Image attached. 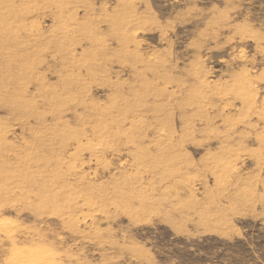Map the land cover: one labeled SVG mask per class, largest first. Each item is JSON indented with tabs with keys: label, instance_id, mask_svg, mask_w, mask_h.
Here are the masks:
<instances>
[{
	"label": "rangeland",
	"instance_id": "obj_1",
	"mask_svg": "<svg viewBox=\"0 0 264 264\" xmlns=\"http://www.w3.org/2000/svg\"><path fill=\"white\" fill-rule=\"evenodd\" d=\"M0 264H264V0H0Z\"/></svg>",
	"mask_w": 264,
	"mask_h": 264
},
{
	"label": "bare ground",
	"instance_id": "obj_2",
	"mask_svg": "<svg viewBox=\"0 0 264 264\" xmlns=\"http://www.w3.org/2000/svg\"><path fill=\"white\" fill-rule=\"evenodd\" d=\"M19 254V253H18ZM19 256H21V255H19Z\"/></svg>",
	"mask_w": 264,
	"mask_h": 264
}]
</instances>
